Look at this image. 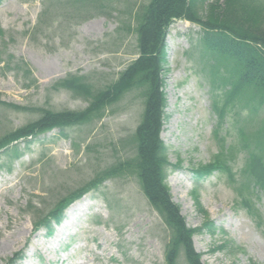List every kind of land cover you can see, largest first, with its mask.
Instances as JSON below:
<instances>
[{
  "label": "rangeland",
  "instance_id": "1",
  "mask_svg": "<svg viewBox=\"0 0 264 264\" xmlns=\"http://www.w3.org/2000/svg\"><path fill=\"white\" fill-rule=\"evenodd\" d=\"M149 1L99 0L75 7L65 0H0V101L52 111L87 108L90 99L83 92L57 83L82 77L96 92L118 80L137 57L136 16ZM200 34V26L177 20L167 36L168 118L162 138L170 163L181 161L179 168L169 169L167 184L190 227L204 223L195 189L216 225L214 233L194 236L205 264H264V225L258 224L260 217L264 221V198L251 200L247 212L227 173L199 182L193 173V167L209 163L235 138L229 121L219 136L214 133L218 117ZM144 102L143 90L135 88L106 107L101 118L65 129L66 136L52 130L30 144L17 143V158L0 153V264L22 250L16 264H166L171 230L132 172L123 171L79 200L86 199L87 206L70 217L65 211L50 235L34 229L62 197L135 157L134 134ZM39 117V110L0 103V137ZM242 160L239 154L230 162L235 173ZM221 244L226 247L213 251ZM184 262L181 252L179 263Z\"/></svg>",
  "mask_w": 264,
  "mask_h": 264
},
{
  "label": "trees",
  "instance_id": "2",
  "mask_svg": "<svg viewBox=\"0 0 264 264\" xmlns=\"http://www.w3.org/2000/svg\"><path fill=\"white\" fill-rule=\"evenodd\" d=\"M53 4L57 0H48ZM99 0H65V5L92 6ZM150 0L136 16L137 58L121 73L118 80L91 92L82 77L69 76L57 83L74 91L83 92L90 104L78 111L19 106L1 102L18 110H39L40 117L0 137V152L16 158L20 156L17 143L32 139L55 129L61 135L70 127L82 125L104 115L106 107L117 103L127 92L141 88L145 102L142 120L136 128L134 141L136 155L131 161L118 163L98 174L70 195L62 197L48 214L36 222V228L45 226L49 233L53 224H59L66 207L77 197L98 188L105 181L132 172L138 179L142 192L150 205L161 215L170 228L172 237L166 244V264H204L202 253L194 245V236L204 231L214 233L216 225L193 191L199 213L204 223L197 228L188 226L181 206L173 200L166 179L171 164L162 132L167 115L166 69L167 35L175 20H188L201 27L199 45L208 62L205 68L210 77L213 93L212 110L218 117L214 133L230 122L235 131L234 142L222 145L221 151L207 164L193 167L197 182L214 175L227 173L236 184L242 200L237 201L250 212L252 201L264 198V5L259 0ZM46 7H53L47 5ZM214 61V63H211ZM222 90L218 95L216 91ZM261 116V117H260ZM222 141H225L224 138ZM17 144V145H13ZM243 155L241 167L234 172L231 161ZM1 168V167H0ZM238 175V178L236 177ZM251 213V212H250ZM254 215V214H253ZM260 226L264 225L261 217ZM226 247L221 244L213 251ZM235 251V250H234ZM233 252V251H232ZM22 253H17L6 264H14Z\"/></svg>",
  "mask_w": 264,
  "mask_h": 264
},
{
  "label": "bare ground",
  "instance_id": "3",
  "mask_svg": "<svg viewBox=\"0 0 264 264\" xmlns=\"http://www.w3.org/2000/svg\"><path fill=\"white\" fill-rule=\"evenodd\" d=\"M85 206H87L86 200L73 204L68 210V216L70 217L71 214H75L76 210Z\"/></svg>",
  "mask_w": 264,
  "mask_h": 264
}]
</instances>
